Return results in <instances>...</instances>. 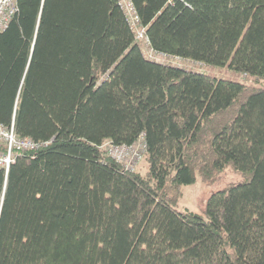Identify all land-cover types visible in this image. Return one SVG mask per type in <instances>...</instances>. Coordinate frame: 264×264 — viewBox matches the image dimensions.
I'll return each mask as SVG.
<instances>
[{
	"label": "trees",
	"instance_id": "obj_1",
	"mask_svg": "<svg viewBox=\"0 0 264 264\" xmlns=\"http://www.w3.org/2000/svg\"><path fill=\"white\" fill-rule=\"evenodd\" d=\"M131 1L203 69L119 0H18L0 32V123L49 142L0 169V264H264V0ZM143 134L144 173L103 147Z\"/></svg>",
	"mask_w": 264,
	"mask_h": 264
},
{
	"label": "built area",
	"instance_id": "obj_2",
	"mask_svg": "<svg viewBox=\"0 0 264 264\" xmlns=\"http://www.w3.org/2000/svg\"><path fill=\"white\" fill-rule=\"evenodd\" d=\"M120 3L126 12L130 26L135 31L136 40L144 45V52L150 59L161 63H166L167 60H170L168 62L179 60L177 58L174 59L173 56L166 53L151 49L149 47V39L140 23V17L132 1L120 0ZM18 6V0H0V32L8 28L10 22L18 12ZM48 144L49 142H39L30 137L19 136L15 131L13 123L11 126H4L0 123V169L8 172L11 165L15 163L19 156L36 152ZM103 147L112 159L120 163L127 171L133 172L143 160L147 144L143 134L131 145H116L112 142H107Z\"/></svg>",
	"mask_w": 264,
	"mask_h": 264
},
{
	"label": "rangeland",
	"instance_id": "obj_3",
	"mask_svg": "<svg viewBox=\"0 0 264 264\" xmlns=\"http://www.w3.org/2000/svg\"><path fill=\"white\" fill-rule=\"evenodd\" d=\"M168 61L170 60L166 61L167 64H172L175 66L176 65L183 66L199 72L203 69L200 68L201 66L199 64L194 62H189L184 60L183 61L173 60L174 62L173 61L168 62ZM219 72H217L216 69H214L212 73L223 78H229L233 80L242 79L233 71H231V73L227 75L224 71H221L220 73ZM145 165H146L145 161L144 160L141 161L137 166L136 170L140 171L141 173H144L146 170ZM241 180H242V176L239 173H236L231 168H227L223 178L215 185H208L204 183L200 177H197L194 183L187 184L182 187V195L177 205V209L179 211H192L203 216L204 218H207L206 208H207L208 200L212 195V193L225 188L226 185L231 182L237 183Z\"/></svg>",
	"mask_w": 264,
	"mask_h": 264
},
{
	"label": "bare ground",
	"instance_id": "obj_4",
	"mask_svg": "<svg viewBox=\"0 0 264 264\" xmlns=\"http://www.w3.org/2000/svg\"><path fill=\"white\" fill-rule=\"evenodd\" d=\"M119 3H120V0H119ZM120 5H121V3H120ZM122 6V5H121ZM123 8V7H122ZM125 15H126V12H125Z\"/></svg>",
	"mask_w": 264,
	"mask_h": 264
}]
</instances>
